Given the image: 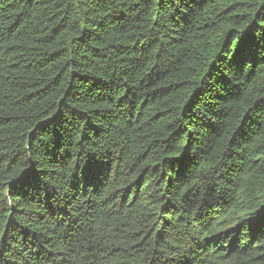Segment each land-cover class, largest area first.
<instances>
[{
  "label": "trees",
  "instance_id": "obj_1",
  "mask_svg": "<svg viewBox=\"0 0 264 264\" xmlns=\"http://www.w3.org/2000/svg\"><path fill=\"white\" fill-rule=\"evenodd\" d=\"M0 264H264V0H0Z\"/></svg>",
  "mask_w": 264,
  "mask_h": 264
}]
</instances>
